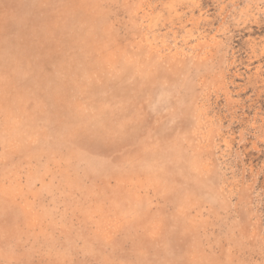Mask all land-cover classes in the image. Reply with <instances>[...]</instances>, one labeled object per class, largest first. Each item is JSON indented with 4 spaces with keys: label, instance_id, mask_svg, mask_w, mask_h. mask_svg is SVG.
Masks as SVG:
<instances>
[{
    "label": "rangeland",
    "instance_id": "374dc122",
    "mask_svg": "<svg viewBox=\"0 0 264 264\" xmlns=\"http://www.w3.org/2000/svg\"><path fill=\"white\" fill-rule=\"evenodd\" d=\"M0 264H264V0H0Z\"/></svg>",
    "mask_w": 264,
    "mask_h": 264
}]
</instances>
